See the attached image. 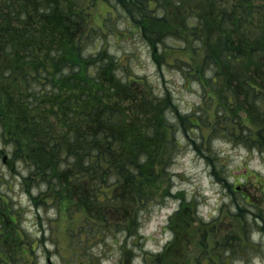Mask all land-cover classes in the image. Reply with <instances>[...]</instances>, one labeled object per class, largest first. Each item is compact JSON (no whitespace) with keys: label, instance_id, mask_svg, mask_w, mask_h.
Here are the masks:
<instances>
[{"label":"trees","instance_id":"obj_1","mask_svg":"<svg viewBox=\"0 0 264 264\" xmlns=\"http://www.w3.org/2000/svg\"><path fill=\"white\" fill-rule=\"evenodd\" d=\"M98 1L0 0V95L5 93L3 103L0 99V139L6 142L4 147L13 145L12 155L25 164L27 180L45 187L40 191L46 194L45 202L57 198L58 209L65 206L71 214L84 213L82 235L70 232L73 245L82 242L83 234L91 241L106 231L107 224L117 226L118 214L129 219L128 227L118 230L130 233V222L138 223V214L153 198L145 183L153 179L154 163L164 168L174 163L182 149L175 137L180 132L188 138L198 134L200 146L210 153L214 139L264 153V126L252 124L253 118H264V109L257 104L264 103V0H258L262 5H255V0H213L207 12L200 9L205 16L185 8L192 15L180 22L173 20V11L185 16L184 10L180 12L182 0H112L131 32L149 46L160 72L166 66L176 68L209 92L214 120L195 111L183 114L168 94L159 98L161 92L150 80L121 75L113 55L97 52L104 30L87 26ZM214 3H220L221 10L211 14ZM189 30H199V40L204 32L219 39L202 43L205 52L198 68L179 59L164 61L167 51L189 46ZM237 94L242 102L236 100ZM160 99L166 102L158 104ZM240 111L247 115L241 122L228 118L239 117ZM141 119L146 121L143 126ZM23 137L30 141L26 148ZM251 176L264 186V176ZM50 190L55 195L48 198ZM184 208L175 214L176 226ZM237 209L234 219L231 209L226 212L232 226L239 228L236 236L213 238L200 258L186 264H231L237 254L255 248L249 231L254 223L251 211L244 206ZM2 212L3 221L7 218L17 225L19 212L9 206ZM257 217L264 220L260 213ZM6 227L4 223L0 230V264L9 263V238L17 241L24 256L35 252L27 232ZM179 238L176 233L160 255H147L145 261L166 264L180 251L174 245ZM73 250L81 264L91 262L93 253Z\"/></svg>","mask_w":264,"mask_h":264},{"label":"rangeland","instance_id":"obj_2","mask_svg":"<svg viewBox=\"0 0 264 264\" xmlns=\"http://www.w3.org/2000/svg\"><path fill=\"white\" fill-rule=\"evenodd\" d=\"M255 1V5H262L261 1ZM182 2L184 8H181L180 12L184 10L185 16L174 10L175 22H180L184 17L190 18L192 10L188 13L185 8H191L205 16L200 9L206 11V7L213 0H182ZM220 3H214L211 14H216L217 9L221 10V6H218ZM114 5L112 0H99L92 10L88 30L91 27L103 29L105 34L100 38L102 42L97 52H108L113 55L119 62L121 75L133 74L138 78L150 80L157 91L161 92L158 94L159 98L168 94L170 100L174 101L183 114L195 111L201 113V116L206 119L214 120L213 108L207 99L209 92L192 76L186 80L182 72L176 68L166 66L160 72L152 58L149 46L136 32H131L128 21L118 9L115 10ZM210 20L213 22L212 17ZM199 33V30L192 32L189 30V46L175 48L173 52L167 51L163 56L164 61L174 62L179 59L188 62V66L198 68L205 52L202 43H213L219 39L217 34L204 32L199 40L201 37ZM168 44L172 47L173 41H168ZM92 52L93 50H90L88 54ZM207 73L209 77L210 73ZM141 86L137 88L140 89ZM128 88L130 91L133 90L131 86ZM235 98L239 102L243 101L240 94H237ZM0 99L3 103L5 93H1ZM161 102L166 101L160 99L158 104ZM257 104L262 105L260 109H264V103ZM213 106L216 104L214 103ZM238 116L231 115L228 118L231 121L236 118L241 122V118L247 115L240 111ZM142 119L140 125L143 126L146 121ZM263 119L262 117L253 118V126H264ZM183 135L180 132L175 136L178 139L177 142L182 144V149L177 151L178 156L174 163L165 168L158 161L154 163L153 179L150 184L145 183L147 188L150 187L153 198L144 206L145 210L138 214L140 218L138 223L135 225L130 222V226L132 225L130 233L118 230L119 226L128 227L129 220L118 214L117 219L114 220L117 221V226L112 227L107 224L105 226L107 232L101 230L98 233L96 230L95 232L100 235L96 234L91 241L86 240L87 234H83L82 242H77L75 245H73L72 236L82 235L80 232L84 228L79 229L84 222V213L71 214L65 206L58 209L57 198L55 200L51 198L54 197L55 191H49L48 198L51 199L45 202L46 194L40 193L41 190H45V187L36 186L27 180L24 176L27 172L25 164L20 165V162L12 155L13 145L8 144L4 147L6 142L0 139V230L4 223L7 226L6 229L11 232L21 228L31 236L33 240L29 241L35 247L33 254L30 251V254L24 256L20 247L17 246V241L7 238L6 244L7 246L9 244L8 252L10 253L7 264H81V261L75 258L73 247L87 249V253H93L91 262L84 264H150L151 260L145 261L146 256L160 255L176 233L180 238L174 245L176 248L180 247V251L172 254V257L166 260V264H186L188 260L195 261L200 258L213 238L222 239L231 234L236 236L233 233L239 228L236 225L232 226L230 217L234 219L232 216L237 213L238 206H244L251 211L249 215L254 223L249 231L251 243L255 248L248 253L244 252L243 255L237 254V259H234L231 264H264V220L261 221L257 217L259 213L264 217V186H259L256 179L251 176V173L264 176V153L250 152L243 146L238 147L222 139L212 141L213 153H210L206 149L203 150V145L200 146L198 134L192 135L191 138ZM192 139H196V144ZM29 143L26 137L22 138L21 144L25 148ZM196 146L203 151H198ZM45 158L48 159L46 155ZM212 162L214 164L210 165ZM2 198L8 200V204H4ZM41 202L45 205L40 204ZM8 206L13 212L20 213L17 225L11 221L6 222L7 218L3 221L2 211ZM184 206L180 216H177L181 218L179 225L176 226L175 214ZM229 209H231L230 217L226 215ZM129 210L121 212L126 213ZM212 222L214 225L210 226L209 223ZM205 223H208L207 226H204ZM18 244L22 246L25 241Z\"/></svg>","mask_w":264,"mask_h":264}]
</instances>
